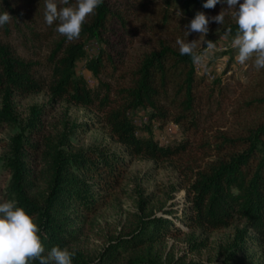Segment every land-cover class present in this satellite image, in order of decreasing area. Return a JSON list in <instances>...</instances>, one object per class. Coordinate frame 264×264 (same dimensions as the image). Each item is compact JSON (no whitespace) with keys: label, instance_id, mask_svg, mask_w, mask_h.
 I'll list each match as a JSON object with an SVG mask.
<instances>
[{"label":"trees","instance_id":"1","mask_svg":"<svg viewBox=\"0 0 264 264\" xmlns=\"http://www.w3.org/2000/svg\"><path fill=\"white\" fill-rule=\"evenodd\" d=\"M56 27L71 22L66 38L55 42L43 61L23 59L7 46H0V120L17 124L15 96L47 90L50 101H66L101 114L111 136L123 145L127 156H142L155 162L182 155L194 145L188 138L161 144L153 135H138L129 112L149 109L150 120L172 119L184 131L201 123L197 107L202 100V78L194 62L199 52L181 50L170 43L183 41L189 28L212 14L238 6L237 22L223 32L245 38L246 45L264 52V0H39ZM16 16L10 0H0L4 25ZM157 36V46L143 52L129 80L113 86L112 78L124 67V46L138 34ZM38 33L36 32V35ZM100 43L96 55L86 54L85 44ZM120 47V48H119ZM97 79L96 87L77 74V62ZM258 96L245 103L247 111L260 110L259 118L239 127L232 136H216V159L211 160L194 182L185 187L187 209L181 219L187 226L211 231L229 226L235 218L247 229L236 236L221 264H260L248 261V243L264 245V71ZM118 82V78H115ZM263 107V109H262ZM39 111L11 138L4 166L10 174L5 193L15 210L0 221V264H55L44 251L58 253L77 237L83 211L96 209V191L108 190L119 181L117 155L98 150L72 151L60 142H38ZM74 128L71 130L73 131ZM64 139V140H62ZM43 145L49 172L43 195L31 194L34 183L33 153ZM34 220V236L25 226ZM180 227L165 217L148 215L135 229L120 232L96 260H84L77 252L69 264H163L153 252L155 243L175 235ZM144 251L121 257L131 250Z\"/></svg>","mask_w":264,"mask_h":264},{"label":"rangeland","instance_id":"2","mask_svg":"<svg viewBox=\"0 0 264 264\" xmlns=\"http://www.w3.org/2000/svg\"><path fill=\"white\" fill-rule=\"evenodd\" d=\"M10 1L16 16L9 13L7 25L0 17V46H7L16 56L43 61L55 42L71 33L67 29L71 19L54 27L49 21L47 9L39 0ZM241 13L238 5L226 12L212 14L192 25L183 41L170 43L177 49L199 52L194 62L196 74L202 78L200 88L203 97L197 107L201 114L198 129L184 131L172 119L150 120L149 109L137 108L129 112L138 135H148L150 131L161 144H175L188 138L194 145L182 155L159 162L142 156H127L123 145L111 136L101 114L64 100L51 102L47 90L15 96L17 124L0 120V221H7L15 210L13 201L5 193L10 174L4 166V158L9 154L11 138L26 126L37 109L40 112L37 129L39 143L60 142V138L66 137L68 150L100 149L114 153L117 155L119 177L110 189L96 191V209L83 211V220L78 223L80 231L65 249L58 253L44 251L49 262L69 264L70 257L76 258L77 252L84 260H96L120 232L135 229L142 218L153 215L169 218L180 227L179 233L166 235L155 243L153 252L163 264L223 263L236 236L245 231L248 235L252 234L245 222L235 218L227 227L203 231L187 226L181 217L187 209L185 187L191 185L200 170L217 158L213 147L200 146L205 143L214 145L216 136L222 133L232 136L240 126L245 127L261 115V109L247 111L244 107L260 91L264 52L248 47L242 36L233 37L223 32L224 25L237 22ZM157 38L148 33L138 34L132 43L124 46V67L112 78L103 77L104 80L115 87L127 82L139 56L155 48ZM99 48L100 43L95 39L85 44L89 57L96 55ZM84 63L85 60L77 62L75 70L89 86L96 87L98 81L85 69ZM115 78L119 81L116 82ZM32 155L34 183L31 194L39 198L46 188L49 161L43 145ZM37 229L34 220L25 226V232L30 236H34ZM247 243V260L264 264V245ZM143 251L131 250L122 253L121 257L138 255Z\"/></svg>","mask_w":264,"mask_h":264}]
</instances>
